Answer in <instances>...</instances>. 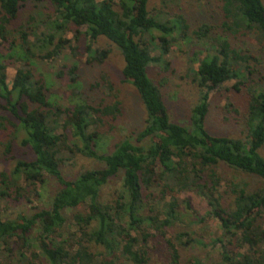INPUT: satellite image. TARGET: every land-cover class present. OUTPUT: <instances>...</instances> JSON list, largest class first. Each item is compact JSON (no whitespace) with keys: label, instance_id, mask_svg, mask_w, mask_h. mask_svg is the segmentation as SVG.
<instances>
[{"label":"trees","instance_id":"trees-1","mask_svg":"<svg viewBox=\"0 0 264 264\" xmlns=\"http://www.w3.org/2000/svg\"><path fill=\"white\" fill-rule=\"evenodd\" d=\"M213 1L220 10L217 22H204L191 36L184 16H154L150 0H0V150L5 161H15L0 173V264H151L149 243L158 239L166 244L161 264H181L182 253L199 243L190 230L169 236L186 219L219 222V252L211 264H264V57L235 42L247 37L264 47V1ZM29 4H46L52 13L37 26L19 24ZM41 24L45 31L37 34ZM71 25L76 42L87 40L88 65L104 64L111 53L94 48L100 38L119 48L123 81L135 89L145 112L142 130L108 152H101V127L106 119L117 121L122 108L118 102L96 106L82 92L77 48L65 38ZM185 38L209 47L194 70L199 101L189 126L171 120L161 89L167 82L160 86L149 74L153 66L167 73L174 43ZM69 49L75 60L58 74L68 76L67 99L52 92L33 61H55ZM18 63L10 81L8 69ZM231 81L248 96L242 139L207 127L211 93ZM17 144L32 156L16 159ZM68 155L103 168L68 179L62 171ZM117 178L121 190L104 201V188ZM50 180L57 189L49 208L15 216L1 210L4 202L20 203ZM183 192L200 195L208 213H193L189 200L178 199ZM190 264L203 263L192 258Z\"/></svg>","mask_w":264,"mask_h":264},{"label":"rangeland","instance_id":"rangeland-1","mask_svg":"<svg viewBox=\"0 0 264 264\" xmlns=\"http://www.w3.org/2000/svg\"><path fill=\"white\" fill-rule=\"evenodd\" d=\"M149 10L152 15L164 19H172L177 15L184 16L190 25L189 34L191 36L192 30L197 29L204 22L215 24L220 11L218 4L213 0H150ZM51 13L52 10L46 4H29L21 10L19 24H27L29 21L28 25L37 26L39 21L46 20ZM31 16L35 18L31 20ZM40 27L41 29L37 34L45 31L42 24ZM75 31L76 27L71 25L65 34V38L70 40L72 45L77 48L78 53H76L82 71V78L80 79L82 92L96 106L102 103L104 105H110L118 102L122 108V114L118 117L117 121L106 119L105 124L101 127L103 133L101 152H108L117 142L142 130L145 121V112L135 89L123 81L122 70L124 61L119 48L110 43L106 38H100L94 48L100 50L109 49L111 53L104 64L95 66L88 65L86 63L87 55L85 54L87 40L82 36V39L76 42ZM80 31L84 33L86 28L81 27ZM27 34L30 42H36V34L34 32L27 31ZM235 42L238 43L237 45L241 49L251 48L257 55L264 57V47L259 45L256 39L239 37L235 39ZM208 48L204 43L198 41L189 43L187 38L181 39L174 43L172 51L167 58L171 64L170 70L167 73L158 66H153L149 70L150 77L156 84L161 86L163 80L167 82L166 86L161 87V89L170 118L175 123L185 126H189L190 124L192 108L199 101V88L194 83V70L198 68L197 59H203L208 53ZM37 51L38 49L35 48V52ZM71 52L72 50L69 49L62 58L55 61H41L38 59L33 61L36 74L43 76L50 83L52 92L58 94L60 98L68 99L70 97L68 76L58 77V74L64 70V66L70 65L75 60ZM20 66L21 64L18 63L8 69L10 81ZM103 76H107L108 82H106L107 80H102ZM96 83L99 85L95 89H91V86ZM105 83H111L113 89L109 90ZM235 83L236 81L228 82L220 89L211 93L207 127L212 134L242 139L247 135L245 112L248 106V96L244 91L236 92L233 89ZM60 103L64 105L66 101L61 100ZM14 155L16 159H24L32 156L30 150L22 147L20 144L16 145ZM67 157H69V161H66L62 165V171L68 179H73L83 170L103 168L102 163L89 158L82 156L70 158V155ZM14 162L5 161V157L0 150V173L8 169V167L10 168L11 165L13 166ZM225 176H227V173ZM227 177H231L229 172ZM243 178L246 177L244 176ZM120 182V178L114 179L104 188V201L114 199L113 194L116 190H121ZM255 184L254 182L253 185ZM56 189V182L52 180L48 181L45 185L39 184L36 193L27 194L20 203L15 200L4 202L1 210L7 211L8 214L15 216L20 211L32 213L33 207L38 209L49 208ZM178 197L180 201L189 200L193 213L199 216L203 217L209 211L207 202L195 192H183ZM27 198L32 201L31 204L28 203ZM66 216L72 218V213L66 212ZM185 218H188V215ZM192 220H195V218L192 217ZM182 230H190L193 234H196L199 243L197 246L190 247L182 253L181 264H190L192 258H200L203 264H211L216 261L219 245L214 241L222 234L217 220H208L203 224H196L186 219L183 225H179L173 229L169 236L171 233L176 234ZM165 246V241L162 239L149 243V248L153 251L151 254V264H161V261L166 260Z\"/></svg>","mask_w":264,"mask_h":264}]
</instances>
